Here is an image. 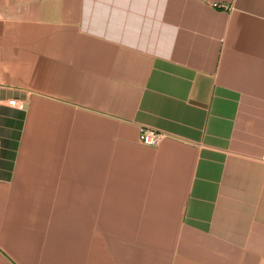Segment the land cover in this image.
I'll return each mask as SVG.
<instances>
[{
  "label": "crops",
  "instance_id": "1",
  "mask_svg": "<svg viewBox=\"0 0 264 264\" xmlns=\"http://www.w3.org/2000/svg\"><path fill=\"white\" fill-rule=\"evenodd\" d=\"M263 151L264 0H0V264H264Z\"/></svg>",
  "mask_w": 264,
  "mask_h": 264
},
{
  "label": "built area",
  "instance_id": "2",
  "mask_svg": "<svg viewBox=\"0 0 264 264\" xmlns=\"http://www.w3.org/2000/svg\"><path fill=\"white\" fill-rule=\"evenodd\" d=\"M9 104L22 107V102H17L16 100H9ZM165 133L159 130H155L148 127L140 128V140L142 143L156 146L165 137ZM261 158L264 160V151Z\"/></svg>",
  "mask_w": 264,
  "mask_h": 264
}]
</instances>
